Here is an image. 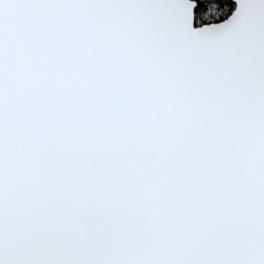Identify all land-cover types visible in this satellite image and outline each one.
<instances>
[{
    "label": "snow or ice",
    "instance_id": "1",
    "mask_svg": "<svg viewBox=\"0 0 264 264\" xmlns=\"http://www.w3.org/2000/svg\"><path fill=\"white\" fill-rule=\"evenodd\" d=\"M0 264H264V0H0Z\"/></svg>",
    "mask_w": 264,
    "mask_h": 264
}]
</instances>
